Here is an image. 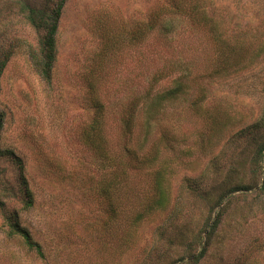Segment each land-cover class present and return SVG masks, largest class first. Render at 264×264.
I'll list each match as a JSON object with an SVG mask.
<instances>
[{"label": "rangeland", "instance_id": "374dc122", "mask_svg": "<svg viewBox=\"0 0 264 264\" xmlns=\"http://www.w3.org/2000/svg\"><path fill=\"white\" fill-rule=\"evenodd\" d=\"M18 1L0 0V264H264V199L249 195L232 200L202 259H191L220 209L211 214L217 182L234 164L224 187L248 184L240 163L255 135L264 140V0H209L217 36L180 19L144 41L142 24L169 0H65L49 82L32 64L39 35ZM178 82L185 95L165 101L148 126L140 98ZM131 109L127 137L121 115Z\"/></svg>", "mask_w": 264, "mask_h": 264}, {"label": "trees", "instance_id": "16d2710c", "mask_svg": "<svg viewBox=\"0 0 264 264\" xmlns=\"http://www.w3.org/2000/svg\"><path fill=\"white\" fill-rule=\"evenodd\" d=\"M19 2V1H18ZM65 0H43L42 3L38 4L36 2H31L28 0L20 1V14L24 17L26 22L29 26L39 35L38 46L36 49L30 48V58L32 64L38 73V75L46 82L51 80V74L53 69V64L55 62L56 56V42H55V35L57 31L58 21L61 15V10L63 7ZM209 0H169L170 7L168 9L162 8L160 11H157L153 18L150 21L143 23L141 28L139 29L138 34H140L139 39L140 41H144L147 36L152 33L155 29H158V32L161 34L167 35L173 31L174 23L176 20L185 19L191 26L195 28H199L202 30H206L207 32L211 33L214 36H217L218 33V21L213 19V14L210 15L209 13ZM219 44V48H227L225 40H222L220 35L219 38H215ZM224 45V46H223ZM179 66V64H176ZM3 64L0 65V74L2 71ZM185 84H181V82L175 83V86L162 93L161 95H154L152 98L149 96H144L140 98L144 101L145 107V114L148 126L150 123L154 121V117L156 115L157 110L166 102H172L178 99L180 96L185 95ZM198 102V101H197ZM197 107V112L201 106H197L198 104H193ZM93 107L95 111V119H100V113L104 111V105L100 103L97 99L93 100ZM132 111H128L121 115V124H122V131L127 137L131 134L130 131L133 129V120L135 118V110L131 109ZM2 124V116L0 114V127ZM262 124V123H261ZM94 126L97 127V124ZM262 126L260 124L254 125L253 131L257 129H261ZM247 130H243L237 136L238 138H242L246 134ZM251 134V131L248 130ZM148 133V132H146ZM147 136V135H146ZM253 137V140L247 150H249V154L242 160L243 162L240 163L244 165H248L249 171V181L248 184L243 180H240L239 184H235L230 187H224L232 185L234 182L232 180V176H235L237 172L235 170L234 164L230 166L227 171L226 176L224 177L223 181L217 182V200L214 202V205L210 208L211 214L214 212L215 208H220L219 211L215 214L214 219L210 224L207 225L206 229L204 230L205 233V244L201 252L197 256H193L191 259L194 262H198L202 259L203 255L205 254L207 248L209 247V243L211 238L215 234L220 222L222 221L223 215L227 211L228 207L231 205L232 200L237 196H246L249 195L254 201H259L264 199V140L261 136ZM251 148V150H250ZM129 161H135V155L132 153H128ZM6 154H11L9 152H5ZM131 154V155H130ZM12 155V154H11ZM19 166L21 168V161L17 160ZM132 165V164H131ZM240 165H238L239 167ZM218 172V168L216 167ZM258 175L263 176L261 178V183L258 181ZM156 183L155 189L158 194V199L155 201V205L157 207L164 206L166 196L164 194V182L165 176L162 171L156 173ZM243 183V184H242ZM24 192L27 196L26 207H30L33 203L32 201V194L28 189L27 184L24 182ZM195 190V189H194ZM206 192H201L200 198L203 199L205 195L207 196L209 193L208 190ZM210 191V190H209ZM220 191V193H219ZM253 195V196H252ZM224 203V205H222ZM222 205V206H221ZM13 233L19 235L23 243L25 244L26 248L30 251H34L40 258H43V252L41 251L40 245L35 242L29 231L25 228L19 226V224H13Z\"/></svg>", "mask_w": 264, "mask_h": 264}]
</instances>
